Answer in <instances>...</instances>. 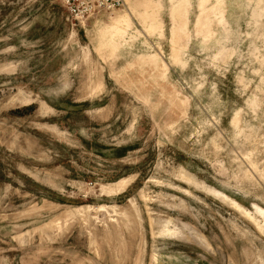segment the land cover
Returning <instances> with one entry per match:
<instances>
[{
	"label": "rangeland",
	"instance_id": "374dc122",
	"mask_svg": "<svg viewBox=\"0 0 264 264\" xmlns=\"http://www.w3.org/2000/svg\"><path fill=\"white\" fill-rule=\"evenodd\" d=\"M0 0V264H264V0Z\"/></svg>",
	"mask_w": 264,
	"mask_h": 264
},
{
	"label": "built area",
	"instance_id": "2783aa9c",
	"mask_svg": "<svg viewBox=\"0 0 264 264\" xmlns=\"http://www.w3.org/2000/svg\"><path fill=\"white\" fill-rule=\"evenodd\" d=\"M76 18H88L100 13L111 14L124 7L123 0H61Z\"/></svg>",
	"mask_w": 264,
	"mask_h": 264
}]
</instances>
